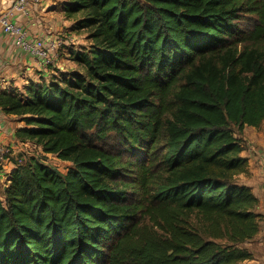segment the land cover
Returning a JSON list of instances; mask_svg holds the SVG:
<instances>
[{"label":"trees","instance_id":"obj_1","mask_svg":"<svg viewBox=\"0 0 264 264\" xmlns=\"http://www.w3.org/2000/svg\"><path fill=\"white\" fill-rule=\"evenodd\" d=\"M76 68L0 90L24 123L0 264H244L264 220L241 134L264 121V0H62ZM238 132L239 136L236 135ZM68 162L65 171L45 156Z\"/></svg>","mask_w":264,"mask_h":264},{"label":"crops","instance_id":"obj_2","mask_svg":"<svg viewBox=\"0 0 264 264\" xmlns=\"http://www.w3.org/2000/svg\"><path fill=\"white\" fill-rule=\"evenodd\" d=\"M15 1L0 0V17L4 13H10L12 21L22 26L31 38L42 39L47 45L56 44L57 39L75 38L77 33L70 30L71 22L66 20L60 10L62 0H41L37 5L29 3V11L26 14L13 8ZM80 35L84 36V43L89 44L85 38L86 34L80 32ZM74 48L77 49V47ZM59 49L55 48L50 53L51 62L53 61V67H57L59 72L65 73L68 71L64 70V67L70 64L69 68H73V63L67 59L66 49L64 48L62 52H59ZM59 55L63 56H60L57 61L55 57ZM52 74H57V72L51 71L50 66H45L41 58L22 52L14 44L12 38L3 32L0 25V90L25 95L29 85H38L42 81H47ZM20 127H24L23 122L14 116L4 114L0 109V143L9 146L12 150L11 155L15 158L19 153L31 155L32 151L40 155V148L34 147L31 143H21L16 139L15 130ZM241 137L245 145L242 156L248 161V173L240 176V182L252 189L258 198L256 211L264 217V121L258 128L245 127ZM13 168V162L6 167H0V196L3 188L9 183L8 179ZM254 239L264 244V220ZM253 240L245 244L251 252L248 244Z\"/></svg>","mask_w":264,"mask_h":264},{"label":"built area","instance_id":"obj_3","mask_svg":"<svg viewBox=\"0 0 264 264\" xmlns=\"http://www.w3.org/2000/svg\"><path fill=\"white\" fill-rule=\"evenodd\" d=\"M41 0H16L13 8L17 11H22L25 14L29 11V3L37 5ZM0 25L3 32L12 38L14 44L25 54L33 57H39L43 60L45 66L51 62L50 53L56 48L59 49L61 45L71 46L74 38L72 39H57L56 44L47 45L42 39L31 38L27 31L20 25L12 21L10 13H4L0 17ZM11 148L0 143V167H6L9 164V156H11Z\"/></svg>","mask_w":264,"mask_h":264},{"label":"rangeland","instance_id":"obj_4","mask_svg":"<svg viewBox=\"0 0 264 264\" xmlns=\"http://www.w3.org/2000/svg\"><path fill=\"white\" fill-rule=\"evenodd\" d=\"M74 37L75 38L73 41L76 43V46H74V47L79 48V47L88 46V44L84 43V36L80 35V33H77ZM65 39H68V38H65ZM81 45H84V46H81ZM66 47H68V46H62L59 49V52H62L63 49ZM60 56H63V55H59L58 57H55V59H57V61H59ZM48 66H50L51 71H56V70L59 71V69L57 67H55V68L53 67V61L50 62L48 64ZM69 67H70V64L66 65V67H64V70L71 71V70H74L76 68V66L74 64H73V68H69ZM236 135L239 136L238 132H236ZM30 154H36V153L34 151H32V152H30ZM12 156L13 155L9 156V163H11L13 159H15V156H13V157ZM37 156H40V155H37ZM45 157H46L45 161L47 164L56 166L62 171H65L67 169V167L70 165L67 162L58 161L56 159V157L52 156V155L45 156ZM248 247L252 250L254 258H253V260L248 261L244 264H264V244H261L260 240L254 239L250 244H248Z\"/></svg>","mask_w":264,"mask_h":264}]
</instances>
